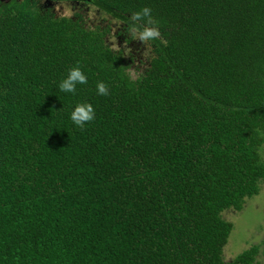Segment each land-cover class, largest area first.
Returning <instances> with one entry per match:
<instances>
[{
    "label": "trees",
    "instance_id": "1",
    "mask_svg": "<svg viewBox=\"0 0 264 264\" xmlns=\"http://www.w3.org/2000/svg\"><path fill=\"white\" fill-rule=\"evenodd\" d=\"M262 185L264 0H0V264H264L224 255Z\"/></svg>",
    "mask_w": 264,
    "mask_h": 264
},
{
    "label": "rangeland",
    "instance_id": "2",
    "mask_svg": "<svg viewBox=\"0 0 264 264\" xmlns=\"http://www.w3.org/2000/svg\"><path fill=\"white\" fill-rule=\"evenodd\" d=\"M73 4L59 3L57 4L55 11L60 15H71L76 10L83 12L84 8L88 12V7L85 4ZM91 24H100L103 22L102 17L98 13L90 12L87 14ZM107 23V22H105ZM114 28V25H112ZM113 30V29H112ZM109 41L113 46H117L116 34L108 35ZM131 48H127V52L130 53ZM148 58V53L145 48H142L137 55L134 67L144 66L145 61ZM133 76H136L134 70H132ZM262 194L264 193V185H262ZM228 220H232L235 223V227L231 232L228 243L224 247V255L226 259H232L240 252L244 251L248 246L253 244H261L262 253L260 255L264 262V197L260 194L254 198L247 199L244 208L242 210L232 209L226 214Z\"/></svg>",
    "mask_w": 264,
    "mask_h": 264
},
{
    "label": "clouds",
    "instance_id": "3",
    "mask_svg": "<svg viewBox=\"0 0 264 264\" xmlns=\"http://www.w3.org/2000/svg\"><path fill=\"white\" fill-rule=\"evenodd\" d=\"M150 9L145 8L143 10L144 16H149ZM141 16L140 13H137L134 19H139ZM149 24L152 23V20L149 16ZM160 36V32L155 27H146L144 30L140 33V39L142 41H148L150 39H156ZM87 83V77L86 75L81 71L79 67L72 68L66 79H64L59 84V89L62 92H69V93H75L76 91V85L77 84H86ZM97 92L99 95L107 96L109 95L108 87L104 83H98L97 84ZM71 120L73 123L78 126L79 128L83 129L85 125L95 119V109L93 106L89 103H82L78 104L75 109L72 111Z\"/></svg>",
    "mask_w": 264,
    "mask_h": 264
},
{
    "label": "flooded vegetation",
    "instance_id": "4",
    "mask_svg": "<svg viewBox=\"0 0 264 264\" xmlns=\"http://www.w3.org/2000/svg\"><path fill=\"white\" fill-rule=\"evenodd\" d=\"M51 5H53L52 7H54V4L51 3ZM56 6H57V4L55 5V7H56ZM54 10H55V8H54ZM259 245H260V247H261V244H259ZM262 249H263V248L261 247V253H262Z\"/></svg>",
    "mask_w": 264,
    "mask_h": 264
}]
</instances>
